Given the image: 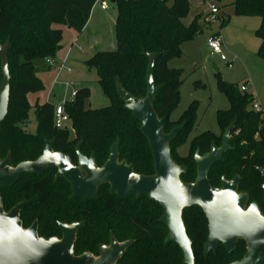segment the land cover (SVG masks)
<instances>
[{
    "label": "trees",
    "instance_id": "16d2710c",
    "mask_svg": "<svg viewBox=\"0 0 264 264\" xmlns=\"http://www.w3.org/2000/svg\"><path fill=\"white\" fill-rule=\"evenodd\" d=\"M97 0H0V43L9 44L10 103L5 120L0 125V159L11 155L13 166L36 161L45 148V141L54 140L53 151L75 157L79 145L82 153L95 154L96 164L102 167L108 160L111 146L119 140L120 161L133 166L136 174H154V160L147 139L141 133V123L125 109L117 93L116 83L133 97L144 99L147 94V54H157L154 67L155 86L159 92L153 103L160 119H165L164 131L170 133L175 126L184 127L176 133L171 143V156L179 166L186 167L182 182L194 183L197 166L196 150L204 155L211 151L212 143L221 146L222 137L232 123L227 152L209 171L211 187L218 186L223 176L232 179L235 174L249 184L260 183L256 168L264 166V108L256 112L254 99L242 93L237 85L224 81L220 75L218 88L230 103L228 111H218L220 135L211 132L194 138L190 155L182 157L177 150L187 141L195 116V104L176 121L172 112L180 102L183 70L172 69L169 63L182 56L181 45L192 41L203 32L199 25L201 16L189 25L184 21L190 14L189 0H112L117 17L115 34L117 48L99 52L86 62L95 69L98 83L110 99V106L90 109L87 102L91 91L85 87L76 90V97L65 104L71 121L73 139L69 130L54 126L55 106L51 103L31 107L28 95L45 90L37 76L39 63L54 58L63 39L62 26L81 34L87 26ZM237 16L260 18L261 25L255 36L261 41L257 55L264 60V0H236ZM223 24L225 25L226 23ZM222 24V25H223ZM218 35V34H217ZM2 70L0 61V86ZM34 110L36 131L30 133L29 112ZM76 158V157H75ZM53 173L41 178L25 177L12 188L0 186V196L5 212L27 201L20 220L28 228L37 219L44 230L40 236L48 239L58 235L57 221L74 223L85 221L76 239V256L90 253L99 255V244L108 245L113 232L119 243L134 241V245L119 264H184L183 253L175 243L164 245L168 229L158 220L163 209L147 196H112L108 186L99 190L95 200H69L71 191L64 181L53 183ZM183 222L192 241L195 264H219L211 255L204 256V243L208 237L207 220L198 207L186 209Z\"/></svg>",
    "mask_w": 264,
    "mask_h": 264
},
{
    "label": "water",
    "instance_id": "95a60500",
    "mask_svg": "<svg viewBox=\"0 0 264 264\" xmlns=\"http://www.w3.org/2000/svg\"><path fill=\"white\" fill-rule=\"evenodd\" d=\"M8 52L9 44L0 43V125L8 114L10 103ZM147 57L146 97H133L120 82L116 83V89L125 109L141 123V133L148 141L154 160L153 175L136 174L132 165L126 161L120 162L119 140L111 146L109 158L102 167L96 165L94 155L88 159L79 151L76 167L62 153L53 152L54 140H46L43 154L36 161L23 162L14 167L11 155L4 160L0 159V186L12 188L26 175L41 176L46 169H57L56 179L63 178L71 186L72 200L97 199L99 188L106 184L110 187V194L119 198L136 197L140 200L147 196L163 209L158 222L168 229L164 245L177 244L183 253L184 264H195V258L192 241L183 222V213L186 209L198 207L208 222L205 257L211 250H217L219 242L232 251L238 240H245L249 253L241 262L233 264H264L259 258L264 248V217L256 205L245 211L247 196L236 194L239 178L236 177L232 183L223 178L221 189L211 187L208 180L210 169L231 150L229 144L235 124L226 128L220 147H216L213 142L210 153L201 155L199 149L196 151V180L191 184L182 182L181 175L186 173V167L175 163L170 145L184 125L175 126L170 133H165V119L158 117L153 106L159 92L153 76L157 54H147ZM27 205V202H23L5 212L0 196V264H119L134 245V241L119 243L111 235L109 246L101 245L98 257L90 253L76 256V236L84 223L61 224L62 239L44 240L38 238L37 224L28 230L22 226L20 212Z\"/></svg>",
    "mask_w": 264,
    "mask_h": 264
},
{
    "label": "rangeland",
    "instance_id": "374dc122",
    "mask_svg": "<svg viewBox=\"0 0 264 264\" xmlns=\"http://www.w3.org/2000/svg\"><path fill=\"white\" fill-rule=\"evenodd\" d=\"M169 1L170 4L173 2V0ZM235 1L189 0L190 11L196 14L207 12L212 3L219 8L221 21L211 25L204 24L206 25L204 35H210L208 30L211 29L213 33L221 36L222 53L227 61H222L220 55L211 54L207 37L198 35L192 41L182 43L181 49L184 44L196 43L194 47L191 46L193 49L191 48L186 56L182 55L169 63L170 68L183 70L180 102L172 112L171 119L178 120L192 104H195L196 109L190 135L177 150L182 157L190 155V144L194 138L206 132L220 135L217 113L228 111L230 103L218 88L217 75L239 88L246 85L247 93L254 99L253 106L264 108V60L257 55L261 41L255 36V31L261 25V19L237 16L234 11ZM116 17L117 9L112 3L107 11L101 10L100 6L96 5L82 37L77 38L72 29H70L72 33H66L63 46L65 52H70L68 65L73 68V72H59V69L41 71V65L38 66L37 75L43 74L41 82L45 86L41 94L35 93L36 96H40V102L44 103L49 98V102L56 107L67 101L72 91L87 87L91 91V97L87 102L88 108L96 110L110 106V99L98 83L97 71L88 68L86 62L99 52L116 50ZM89 38L94 43L97 41V44L90 47ZM75 39H77L76 43ZM27 123L30 125L28 132L35 133L37 124L33 109L29 112ZM68 129L72 134L71 127Z\"/></svg>",
    "mask_w": 264,
    "mask_h": 264
},
{
    "label": "flooded vegetation",
    "instance_id": "af4514ba",
    "mask_svg": "<svg viewBox=\"0 0 264 264\" xmlns=\"http://www.w3.org/2000/svg\"><path fill=\"white\" fill-rule=\"evenodd\" d=\"M73 136H74V134L72 133L71 134V139H73ZM53 145H54V143H53ZM78 151H79V153L81 155L85 156L88 159H90L92 157V155L95 156L94 153H91L89 156L87 154L82 153L80 151V149H79V145H77L76 148H75V157L76 158L73 155H68V154L66 155V154H63V153L62 154L70 159L72 165L77 167L78 163H79ZM53 152H55V151H53ZM57 153H60V152H57ZM95 162H96V159H95ZM120 162H122V161H120ZM57 172H58L57 169H46L45 172L41 176L26 175L21 180H23L25 177H27V178H29V177L41 178V177H43L45 175H48L49 173H53V178H54L53 183H57L58 181L66 182V180L63 179V178L56 179ZM256 172H257L256 176L260 180V183H258V184H249V183H247L244 180L245 179L244 177H242V176H240L238 174H235L232 179H227L226 176H223L221 178V180L219 181L218 186L213 187V188L221 189L222 188V179L223 178H225L229 183H232L235 180V178L238 177L239 178V182L237 184L236 194L237 195L247 196V203H246L245 211L248 210L251 206L256 205L257 208L259 209L260 213L264 217V166L257 167L256 168ZM68 186L70 188L71 196H72L71 186L69 184H68ZM103 186H108V191L110 193L109 185L106 184V185H102L101 187H103ZM101 187L99 188V190L101 189ZM99 190H98V194H99ZM71 196L69 197V200H72ZM81 200H83V199H81ZM89 200H95V199H89ZM24 202H27V201H24ZM21 223H22V221H21ZM77 223H84V227L86 225L85 221L74 222V223H70V224L62 223V222L57 221L58 235H53V236L49 237L48 239L40 236V231L44 230L45 228L41 227L40 222L37 219H35L28 228H24V227L23 228L25 230H28V229L32 228L34 224H37V235H38V238H41V239H44V240H50V239L55 238V239H59L60 240V239H62V231L60 229V225L61 224L62 225H72V224H77ZM22 226H23V224H22ZM207 227H208V222H207ZM78 233H77V235H78ZM208 234H209V231H208ZM111 235H114L113 232L110 233V237H111ZM110 237H109V244H110ZM76 239H77V236H76ZM109 244L108 245H104V246H109ZM101 245H103V244H99V246H98L99 253H100V246ZM248 253H249V249H248V245H247L246 241L245 240H238L236 245H235V248L232 251H229L221 242H219L217 250L216 251L211 250L208 255H211L213 257L214 261L219 263V264H233V263L241 262ZM203 254H204V250H203ZM98 256H96V257H98ZM259 258L264 261V248L260 251Z\"/></svg>",
    "mask_w": 264,
    "mask_h": 264
},
{
    "label": "crops",
    "instance_id": "0c3cea01",
    "mask_svg": "<svg viewBox=\"0 0 264 264\" xmlns=\"http://www.w3.org/2000/svg\"><path fill=\"white\" fill-rule=\"evenodd\" d=\"M92 12H93V10H92ZM209 13H210L209 10L207 12H203V13H199V14H196V13H193L192 11H190V14H189L188 18L184 21L185 25L189 26L195 20L196 17L201 16V19L199 21V25L203 28V32L200 34V36L207 37L206 38L207 39V42H208V40L213 35L217 34V33H213L212 30L210 29V30H208V32L210 33V35H207V36L204 35V33L206 31V27L205 26L206 25H211L210 23L207 22V18L209 16ZM219 14H220V11H219ZM219 14H218V16H219ZM186 21H188V23H186ZM222 21H224V19H222ZM204 24H206V25H204ZM53 29H60L63 32V39H62V42L59 45L58 52H57V54H56V56L54 58H51L52 65H50L49 62L47 60H45V61L39 63L38 66L41 65V67H40L41 71L42 70H45V69H47V70H50L51 69L53 71H57V69H59V72H61V71H67V68H71L72 71L69 72V73H72L73 72V68L68 65V63L70 62V52H67V51L65 52L64 51V46H63L64 45L65 35H66V33L70 32V29L67 28V27L56 26V25L53 26ZM85 29H86V27H85ZM70 33H72V32H70ZM82 33L81 34H78L77 32H75V35H77V38L78 37H82ZM220 38H221V36H220ZM89 40H90V44H89L90 47H93V46H95L97 44V41L94 43L91 38H89ZM221 40H222V38H221ZM74 42L76 43L77 42V39H75ZM91 43H92V45H91ZM222 43H223V41H222ZM195 44L196 43H191V44H188L187 43V44H184L182 46V55L183 56H186L190 52L191 48L194 47ZM259 47H260V45H259ZM209 51H210V49H209ZM172 69H175V68H172ZM178 70H182V69H178ZM62 73H64V72H62ZM62 73L60 75H62ZM37 76H38V78L40 80H42L41 79L42 78L41 76H43V74L40 73ZM57 76H59V75H57ZM247 92H248V89L246 90V93ZM37 94H29L28 97H27L28 98V102H29V104H30L31 107H34L36 105H42V104H45V103H50L49 102V100H50L49 98H47V100L44 103L43 102H40V96H36ZM40 94H41V92H40ZM53 98H55V96H53Z\"/></svg>",
    "mask_w": 264,
    "mask_h": 264
},
{
    "label": "built area",
    "instance_id": "2783aa9c",
    "mask_svg": "<svg viewBox=\"0 0 264 264\" xmlns=\"http://www.w3.org/2000/svg\"><path fill=\"white\" fill-rule=\"evenodd\" d=\"M110 3H112V0H97L95 3L96 5H99L101 10L107 11L110 9ZM94 6V7H95ZM209 16L207 18V22L210 24L216 23L217 21H221L218 14H219V9L218 7L212 3L209 6ZM208 47L210 49L211 54L214 55H220L222 61H227L225 56L222 53V41L219 35L215 34L213 35L209 40H208ZM50 65H52L51 58L47 59ZM231 67V64H229ZM68 72H71V68H67ZM67 87L69 85L67 84ZM246 85H242L240 87V91L242 93H246ZM76 97V91H72L70 98H68L67 101H65L63 104L56 106L54 110V126L57 130H69L68 128L71 127V121L69 116L66 114L65 111V104L68 102H72ZM254 109L256 112H263L262 107H257L254 106ZM24 128L28 129L29 128V123L23 126ZM72 133L73 129L71 127Z\"/></svg>",
    "mask_w": 264,
    "mask_h": 264
}]
</instances>
